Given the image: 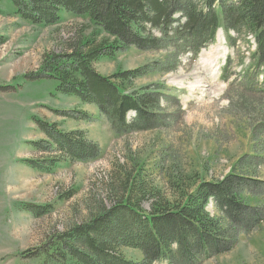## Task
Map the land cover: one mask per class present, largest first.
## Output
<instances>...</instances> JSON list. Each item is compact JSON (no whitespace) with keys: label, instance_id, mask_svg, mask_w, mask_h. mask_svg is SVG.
<instances>
[{"label":"rangeland","instance_id":"rangeland-1","mask_svg":"<svg viewBox=\"0 0 264 264\" xmlns=\"http://www.w3.org/2000/svg\"><path fill=\"white\" fill-rule=\"evenodd\" d=\"M11 10L6 0H0V264H44L25 253L52 246L57 235L89 222L101 205L110 206L116 188L112 176L129 174L146 186L147 199L155 193L174 200L202 182L233 174L245 155L264 152V92L256 95L238 75L251 64L256 49L252 36L237 38L234 33L237 43L231 46L219 30L216 42L196 60L193 54L178 55L169 48L153 52L131 47L96 63L99 74L111 77L165 59H170L169 67L176 56L179 60L177 71L150 74L133 84L136 90L160 89L166 94L160 117L168 125L119 136L96 108L57 94L55 81L39 79L50 57L70 54L80 39L92 36L89 19L66 14L55 26L38 27L8 13ZM100 38L107 36L102 33ZM203 55L219 58L215 81L205 80ZM225 68L237 76L222 78ZM263 81L261 75L259 82ZM37 120L56 124L59 132H85L100 146L102 156L92 163L65 160L48 146ZM53 159L56 166L47 169V161ZM33 163L44 171L35 170ZM246 165L249 168L242 173L237 171L247 179L241 193L254 197L252 187L258 198L250 204L264 211V162ZM153 202L145 201L143 209L150 211ZM35 206H47L51 212L36 216L25 210ZM215 206L213 202L208 206L211 216L225 222ZM245 213L244 218L250 214ZM121 253L128 260H143L131 249ZM203 264H264V223L251 233H240L233 250Z\"/></svg>","mask_w":264,"mask_h":264},{"label":"trees","instance_id":"trees-1","mask_svg":"<svg viewBox=\"0 0 264 264\" xmlns=\"http://www.w3.org/2000/svg\"><path fill=\"white\" fill-rule=\"evenodd\" d=\"M6 2L12 9L8 13L38 27L55 26L66 14L89 19L94 26L92 36L80 39L70 54L50 57L39 79L55 81L57 94L96 108L116 135L168 125L160 117L164 116L162 102L167 100L166 94L160 89L136 90L133 84L150 74L175 72L179 66L176 56L169 67L170 59H165L155 66L118 72L111 77L95 70L96 63L114 59L131 47L153 52L169 48L178 55L193 54L196 60L202 50L216 42L219 30L231 46L237 43L234 33L237 38L252 36L256 49L251 64L243 67L238 75L244 78L242 84L247 83L256 95L264 92V81L259 82V77L264 75V0ZM102 33L107 38H100ZM231 65L229 57L227 67ZM223 75L224 79L237 76L229 74L227 68ZM130 113L135 114L133 118L128 116ZM36 122L48 137V146L62 153L65 160L92 163L102 156L100 146L89 140L85 132L63 133L56 124ZM255 161L264 162V152L245 155L234 167L233 174L213 183L202 182L174 200H164L155 193L147 199L146 186L132 180L129 174L112 176L111 182L116 188L110 206L101 205L89 222L68 234L57 235L52 246L37 248L25 255L44 264H203L233 250L240 233H251L264 223V211L250 204L258 197L252 187L249 192L254 197L242 195L241 188L245 189L247 179L237 174L249 168L246 164L253 166ZM47 162V169H52L58 161ZM33 168L45 169L39 163H33ZM148 200L154 202L150 211H145L142 205ZM210 202L225 216V222L223 217L211 216ZM25 210L36 216L51 212L47 206ZM246 211L250 214L244 218ZM123 249L138 252L143 260H128L121 253Z\"/></svg>","mask_w":264,"mask_h":264},{"label":"bare ground","instance_id":"bare-ground-1","mask_svg":"<svg viewBox=\"0 0 264 264\" xmlns=\"http://www.w3.org/2000/svg\"><path fill=\"white\" fill-rule=\"evenodd\" d=\"M218 62H219V58H207L205 57V55H203L202 62H201V68H202L205 80L215 81L217 79V75L219 72ZM202 71L200 72V74L202 73Z\"/></svg>","mask_w":264,"mask_h":264}]
</instances>
